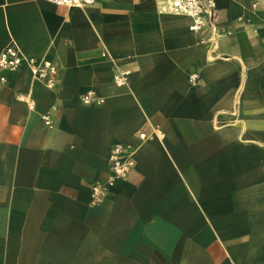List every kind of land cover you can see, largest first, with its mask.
Masks as SVG:
<instances>
[{
  "label": "crops",
  "instance_id": "1",
  "mask_svg": "<svg viewBox=\"0 0 264 264\" xmlns=\"http://www.w3.org/2000/svg\"><path fill=\"white\" fill-rule=\"evenodd\" d=\"M214 2L192 33L166 0H0V51L57 70L0 83V264H264V0ZM117 145L135 167L93 207Z\"/></svg>",
  "mask_w": 264,
  "mask_h": 264
},
{
  "label": "built area",
  "instance_id": "2",
  "mask_svg": "<svg viewBox=\"0 0 264 264\" xmlns=\"http://www.w3.org/2000/svg\"><path fill=\"white\" fill-rule=\"evenodd\" d=\"M48 2L58 8H75L90 4L92 0H42ZM161 11L170 14L188 18L191 22L189 31L199 33L205 28L210 27L217 32L215 23L217 21V9L214 0H166L165 5L161 7ZM26 66L33 79L39 81L46 87H53L55 84L57 70L48 61H37L25 58L20 48L15 45H9L0 51V83H5V75L18 71L22 66ZM131 72L123 70L116 72L112 76V84L120 89L127 87ZM197 76L189 77V81H197ZM80 102L85 107L101 106L104 99L97 95L93 90L85 92L80 98ZM42 123L50 128L52 126L49 115L41 117ZM139 142H145L152 136L161 138L163 135L158 127L152 133L140 131L136 135ZM136 145H117L114 146L108 157V165L110 170V179L104 184H95L90 191V205L99 206L105 198L109 186L117 180L126 179L135 167L133 158Z\"/></svg>",
  "mask_w": 264,
  "mask_h": 264
}]
</instances>
